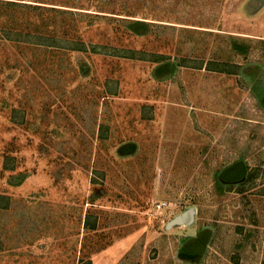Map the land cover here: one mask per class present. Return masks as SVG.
<instances>
[{
  "label": "rangeland",
  "instance_id": "obj_1",
  "mask_svg": "<svg viewBox=\"0 0 264 264\" xmlns=\"http://www.w3.org/2000/svg\"><path fill=\"white\" fill-rule=\"evenodd\" d=\"M9 2L0 264H264V0Z\"/></svg>",
  "mask_w": 264,
  "mask_h": 264
},
{
  "label": "trees",
  "instance_id": "obj_2",
  "mask_svg": "<svg viewBox=\"0 0 264 264\" xmlns=\"http://www.w3.org/2000/svg\"><path fill=\"white\" fill-rule=\"evenodd\" d=\"M8 1H10L9 3L14 4L15 1H18V0H8ZM35 3H37V2H35ZM102 9H104V8L101 7L100 10H102ZM100 10L99 11H92V13L90 14V17L91 18L99 17L98 14L103 13ZM122 12L125 14L124 11H122ZM119 16L130 17V16L122 15V14H120ZM146 22H147L146 19H143V18H140V19L135 20V21L132 20L131 23L128 24V30H130L132 32L134 27L140 26L142 28V31L137 32V35L144 34L150 25L149 23H146ZM133 32L136 33L135 31H133ZM49 47H52V46H49ZM82 49L84 50L85 48L82 47ZM83 50H80V51H83ZM123 58H125V57H123ZM209 71L220 72V73L222 72V70H217V69L216 70L210 69ZM245 172H246V167L242 163H237L234 166L228 168L226 171H224V174L227 175L226 177H228V175L230 177L226 178L223 175L225 177V178H223V182L234 183V184L240 183V185H239L240 189H237V193H242V189L244 188V184L252 182V179H253V173H251V174L249 173L248 175H246ZM208 235H209L208 231L199 232V234L197 235L196 238H193L189 241V243L187 244V248L193 250L194 251L193 254L202 252V250L205 247L204 244H205V241L207 240L206 238H208ZM185 251H187V249H185ZM189 253H191V252H189Z\"/></svg>",
  "mask_w": 264,
  "mask_h": 264
},
{
  "label": "water",
  "instance_id": "obj_3",
  "mask_svg": "<svg viewBox=\"0 0 264 264\" xmlns=\"http://www.w3.org/2000/svg\"><path fill=\"white\" fill-rule=\"evenodd\" d=\"M183 222L182 217L175 218L173 221H171L168 225L167 228L173 227L180 225Z\"/></svg>",
  "mask_w": 264,
  "mask_h": 264
}]
</instances>
